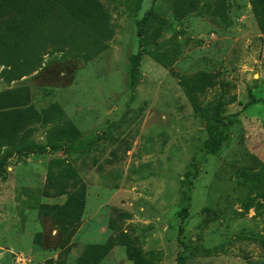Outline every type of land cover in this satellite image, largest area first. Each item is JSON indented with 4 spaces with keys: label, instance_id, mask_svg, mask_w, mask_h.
<instances>
[{
    "label": "rangeland",
    "instance_id": "374dc122",
    "mask_svg": "<svg viewBox=\"0 0 264 264\" xmlns=\"http://www.w3.org/2000/svg\"><path fill=\"white\" fill-rule=\"evenodd\" d=\"M100 1L102 41L57 10L26 58L0 64V92L62 111L30 140L67 124L82 133L42 153L0 150V264H78L119 211L137 242L99 264H264V34L250 1ZM58 158L86 184L67 240L39 212L65 199L40 194Z\"/></svg>",
    "mask_w": 264,
    "mask_h": 264
},
{
    "label": "trees",
    "instance_id": "16d2710c",
    "mask_svg": "<svg viewBox=\"0 0 264 264\" xmlns=\"http://www.w3.org/2000/svg\"><path fill=\"white\" fill-rule=\"evenodd\" d=\"M249 1L257 26L264 34V0ZM57 10H63L96 40L98 38L102 41L108 36L110 16L100 0H0V64L26 58L33 45L39 44L44 24ZM139 57L135 59L138 60ZM205 80L207 79L200 78V83L196 86L204 89L207 86ZM61 116L59 107L36 109L31 103L27 89L0 92V150L11 147L19 153H42L46 148L56 150L63 143L79 140L82 133L72 124L52 129L43 145L29 139L35 123H51ZM209 142L210 150L220 145L217 136H212ZM5 172V161L0 155V177H3ZM40 194L43 197L65 196L61 203L41 204L39 212L51 216L65 233L66 240L69 239L80 226L85 210V182L68 161L62 158L54 159L48 164ZM127 218V212L119 211L115 218L110 219L109 228L112 233L109 238L101 243L89 244L78 264H99L115 246H134L137 238L120 228L115 221ZM40 235L37 234L38 238ZM66 240L63 243H66ZM36 241L39 243L40 240Z\"/></svg>",
    "mask_w": 264,
    "mask_h": 264
}]
</instances>
